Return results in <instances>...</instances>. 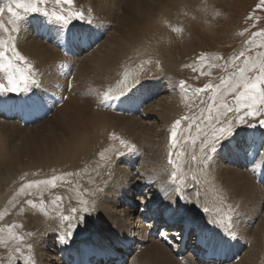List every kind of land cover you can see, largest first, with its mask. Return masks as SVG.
<instances>
[{
	"label": "rangeland",
	"instance_id": "1",
	"mask_svg": "<svg viewBox=\"0 0 264 264\" xmlns=\"http://www.w3.org/2000/svg\"><path fill=\"white\" fill-rule=\"evenodd\" d=\"M90 1L92 2V0H74V5L72 6H58L55 4L54 0H48V2L43 5L49 11L53 9L59 11L61 7L65 9L71 7L85 13L86 18L84 20L74 19L67 25L57 24L41 13H32L23 16L25 20H30L32 23L31 25L34 26L33 34L36 35L37 40L42 43L40 46L41 52L45 53L38 61L40 64L43 62L40 66L39 63L35 61L38 60L35 59V56H27L22 50H18L21 55H26L24 57H27V61L31 63L36 70V83L32 84L26 92H0V143H5L3 146H5V148L8 147V150L19 149L22 147L23 140L25 139L23 137L31 135L34 140L30 142V144H35L34 141L39 139L37 136L46 132V130L54 124L55 120L59 117V110H61L65 103L77 101L83 104L86 102L91 110L102 111L110 115L107 122L116 124L119 133L97 134L92 142H97L95 145L97 146L98 144V146H95V149L92 148L91 150L93 151H89L87 148L83 149L84 157L75 164V171H80L81 168L83 169L86 167L89 160L91 162L95 159L94 162L99 163L100 158L108 155L104 159L105 163L110 162L113 163V165H111V167L108 166V173H105V175H108V177L104 176L106 180L105 184L108 181L109 184L117 180L118 183L114 190L115 192L121 191V193H125L124 195L126 197L124 198L132 200L133 207L130 206V208L134 210V215L138 213L139 204L147 201L146 198H142L141 196V193L144 192V188L140 187L138 182H136V179H140V172H144L146 175H154V178H156L154 183L165 185L169 190L172 189V191L168 193L169 195H166L165 203H169L170 206L176 205L178 209L180 208L181 213H179V215L191 214L192 218H199V220L203 221L212 219L211 222L214 223L216 216L213 210H215L217 206L220 205L219 207H221L223 205L222 202L219 201L215 203L214 195L211 193L214 191L213 183L215 182L216 184L215 177L212 176L208 180L207 178H209V176L207 178L206 176L210 173L213 174L212 171H216L220 164L218 160L213 157L212 152L214 151L209 152L207 148H205L203 152L201 151V143L205 139L204 135L200 134L199 138H197L194 143L191 138L187 140L184 138L186 136L196 137L198 135V129L200 133H210V126L217 122V118L222 122L231 120L233 121L232 133L230 136L219 141L216 145L215 152L223 148L222 145L224 142L227 143L230 140H237L233 144L232 142L229 144H232V147L234 146V148L238 149L241 153L240 159L235 166L239 171H244L245 169L248 171L253 163L259 160L258 158L261 155H264V136L260 137L258 144L256 142L253 143L251 140L248 141V136H246L248 133L250 137L252 135H261L264 133V126H261L259 123L261 119H264V114L258 117H245L246 122L242 124L235 123L237 114L234 111L227 112V109L222 105L220 97L223 95V91L214 93L212 90H205L199 94L195 91L198 88H203L205 84L211 83L213 86L219 85L222 78H229L233 72L243 65L245 58H259L260 54H264V3H262L261 0H93L92 3H90ZM91 4H93V7ZM258 5L259 7H257ZM141 8L142 10H140ZM89 9H91L90 16L88 15ZM132 10H134V12ZM163 11H165V13H162ZM147 14L150 15L148 16ZM160 14L165 17H162L164 22L161 21ZM146 16L148 17L146 18ZM150 17L154 20V22L151 23L152 26L148 24ZM130 21L131 23H129ZM126 27H128L127 30ZM149 27L151 29H149ZM30 29H32V27ZM119 30L122 31L119 32ZM16 35L17 34L13 33L10 37L13 38L16 37ZM10 37L4 36L2 39L7 40L8 43L11 44L12 40L9 39ZM75 44L80 45V47H78L79 49L74 47ZM121 44L122 46L118 47V45L120 46ZM46 46L50 48L48 49ZM116 48L120 52L121 50L126 52L122 51L120 53ZM51 49H53L52 52L54 51L52 54L50 52ZM108 54L112 57L107 56ZM7 55L10 56L11 52H8ZM99 55L102 56L100 57ZM85 56L88 60L90 59V63L86 61L87 59ZM201 57H203V59H201ZM44 58L47 60H44ZM82 60L84 61L82 62ZM98 60L103 61L101 65L97 64ZM17 63L19 62L17 61ZM81 63L83 64L81 65ZM212 65H218V67H212ZM155 66L157 67L155 68ZM97 67H101V70ZM82 68L84 70H82ZM93 68L96 71L92 70ZM78 69L82 74H78L80 73ZM89 69L92 70V73L90 72L91 75ZM193 69H196V71H193ZM201 72L210 73V75H201ZM96 73L98 74L96 75ZM88 74L93 77H90ZM249 75H251V73H249ZM2 78V74H0V81H2ZM92 78H95V80L93 79L94 83H92ZM88 80H90V84ZM121 81H126L127 87H124L120 83ZM181 81L184 82L183 88H181L180 85ZM82 85H84V87ZM109 89L112 90L110 92V98L104 99L102 94L109 91ZM214 96L216 97L215 99H213ZM233 96V93L223 96V102L234 108L235 100ZM165 97H170L171 101L176 105L175 108H173L172 114L167 111V113H169V115H166L167 118L159 120L158 113L152 112V110L157 109V107L160 109V107L157 106L154 108L150 106L152 108L151 116L145 118L143 123L146 122V126L152 127L153 129H148L147 131L151 136H155L153 133L159 129V139H161V141H166L170 136L171 126L174 121L180 119L181 123L177 129V142L175 147L170 143L169 138V140L166 141L168 154H164V144L162 148V158L164 155L167 157L165 158L164 156L163 162H154L151 164L152 161L147 159L149 155L146 156V150L148 149L145 145L146 143L138 141L136 137H133V134L128 135L126 133H120L122 131H120L119 128H123L127 119L129 123L131 119L138 120L139 118H143L144 116L142 115L144 113L142 112H144L146 106L148 107L152 104V106H156V103L161 104ZM164 112H166V110H164ZM115 116L117 117L115 118ZM185 116L189 119H182V117ZM119 117L123 119H119ZM209 117H211V120ZM166 120L168 121L166 122ZM3 124H5V127ZM5 129L6 131H4ZM113 135L119 137V139H113ZM121 136H125L124 140L128 137L127 140L129 144L134 145L133 150L126 155V158L124 156L125 149L127 148L120 144V139H122L120 138ZM8 143L10 145L7 146L6 144ZM18 144H20V146ZM252 146L253 149H251ZM106 149H111L112 151H106ZM99 150H103L104 153L96 157ZM113 151L117 154V158L113 159L111 157L110 153ZM169 151L172 153L173 161L178 164V168L176 169L168 163ZM177 152H181L183 155L177 157ZM193 156L196 157L195 160L192 159ZM107 159L109 160L107 161ZM22 160L21 158L19 161L22 162ZM143 160L144 162H142ZM225 160L226 159L223 158V161ZM19 161L17 162V168L20 166ZM27 164H29V162L26 163V165ZM84 164H86V166ZM99 165L102 164L99 163ZM224 165H227V163ZM259 165H261L260 162ZM156 166H159L158 169ZM108 167L106 166L105 170H107ZM118 167L124 168L121 170ZM69 168L70 167L59 171L63 172ZM56 170L54 169L52 172ZM75 171L71 170L70 175H64V178L56 181V186L51 188L46 184L33 183L38 182V180L43 181L44 178L38 174L39 172H30L31 174L22 173L21 176L12 179L14 181L20 179L17 185H20L19 188H23L21 192L16 189L17 187L14 189L15 192L17 191L16 194L20 193L18 199H16L19 202H10L8 208L2 207V202L4 198H8L9 194L12 192L9 193V191L7 194L5 186H3V190L0 193V229H3V231L0 232V239H2L4 243H0V264H25L26 258L28 259V264L45 263V261L40 262L39 259H37L43 251L36 249L40 247L38 244L40 240L45 237L47 233H50L48 231L53 230L55 226L61 223V219H58L56 214L61 211H66V215L76 216L73 223H76L77 227L71 230L74 234V240L76 241L88 237L91 232L97 234H106L108 232L107 222L99 215L100 208L103 209L105 207H100L99 203H95L94 199L95 197L100 199V197L106 193V190L104 187L102 188V185L97 182V180L94 181V184L98 183L100 187L99 191H102L93 190V184L87 186L89 183L87 182L85 184L80 180V176V179L75 176ZM136 171H138L139 174H135ZM173 171H176L175 180L172 179L171 175ZM109 175L111 176L109 177ZM251 176L255 181H253L255 185L260 187L264 185L263 171H259L256 174L254 172ZM193 177H195V179H193ZM25 182L26 185L32 184V186L24 189L23 183ZM87 188L91 190L85 192ZM178 188L179 192L177 191ZM37 189L40 191L38 192ZM123 189L127 191L122 192ZM62 190L72 196H67L66 199L64 198L63 200L56 201L53 195V198H51V210L44 209L48 211L49 214H54L55 217L48 216L46 218L47 220L44 219L42 223L40 222V224L38 223L39 225H36L35 218L37 213L35 214L33 210L31 211V209L23 205L22 202L25 201L27 197L34 195L36 198L33 200L38 199L39 205L41 201H43V204L40 205L43 207L44 204L48 203H46L45 200L47 199V197L45 198L47 194H50L51 191L55 194H59ZM206 191L208 192V194L206 193L207 196L204 194ZM72 192H74V194L75 192L76 194L78 193V196L74 195ZM126 192L129 193V197H127ZM28 193L30 194L27 195ZM4 195L8 197H4ZM59 195L61 196V194ZM255 195V197H252L251 193H249L248 196H240V199H249L248 204L250 207H252V205L256 207L258 204L263 206L264 199L262 200L259 197H262V195L264 196V190H261ZM136 197H140L141 200L136 202ZM84 200L86 204H82ZM53 201H55L54 204H52ZM237 202L239 203L237 204ZM197 203H200L201 206L199 207ZM73 204L74 206H79L77 207V210H79L76 214L70 211L71 208L74 207ZM162 204H164V202ZM239 204L240 201H234V204H230L232 205L231 208L234 205L233 211H238L240 207ZM56 205L58 206V212L54 210ZM83 206L88 208L87 212L80 211ZM236 206H238V208H236ZM205 208H207L208 211H205ZM28 213L30 214L28 215ZM81 217L83 218L81 219ZM143 221L145 224H149L152 221V215L149 214ZM254 221L255 220H253L249 226H254ZM63 223L67 225L66 221ZM212 223H209L211 224L209 227L216 226ZM12 225H18V227L12 228V231L23 238L21 241L9 237L8 229L9 226ZM45 225L49 226H47L49 230L45 228ZM40 229L44 230V233ZM159 229L160 226H158L157 232H155L156 235L159 233ZM28 233H31V235H28ZM62 233H65V231ZM152 234L153 233H151V236L155 238L156 236L154 237ZM58 235L59 233H57L56 236ZM189 235L192 236L190 230ZM234 237L233 241H235L236 244L234 249L230 246L226 248L227 252L231 254L232 259L227 262L225 261L226 259L224 261L228 264H238V262L240 264L243 261L244 264H249L250 261L247 258L244 260L245 252L249 253L246 248L247 246L240 242L238 236L235 235ZM68 241L69 238L66 237V242ZM56 242H59L57 243L58 245L65 243L60 241V237L57 239L53 238V243L55 244ZM28 244L32 245L30 250L27 248ZM51 245L53 246V244ZM17 247L21 248L20 253L15 251ZM26 251L28 252L26 253ZM252 255L250 258L256 259L255 255ZM43 258L46 257L44 256ZM241 259L243 261H241ZM144 262L150 264L148 261L139 262L137 264H145ZM129 263L130 262H123V264ZM85 264L94 263L87 261ZM184 264L189 263L185 262Z\"/></svg>",
	"mask_w": 264,
	"mask_h": 264
},
{
	"label": "bare ground",
	"instance_id": "2",
	"mask_svg": "<svg viewBox=\"0 0 264 264\" xmlns=\"http://www.w3.org/2000/svg\"><path fill=\"white\" fill-rule=\"evenodd\" d=\"M92 2H93V0H92ZM92 2L90 1V3H92ZM8 3H9V0H0V9H4V11H0V13H1L0 22H2L4 25V28L7 29V31H5L4 29H0V38H2L4 36L10 37L13 33L17 34L16 37H13L17 50H22V52L24 54L25 53L27 54V56H29V55L35 56L36 58L35 57L34 58L38 59L35 61L38 62L40 57L41 56L43 57L45 52H43V53L41 52L40 46L42 45V43H40L36 38L37 36L33 34V27L34 26L31 25L32 23L30 20H28V19L25 20L23 17L19 20H16L15 22H11V14L8 13L6 10ZM91 6L93 7V4H91ZM13 7H14V5H13ZM151 8H152V6H151ZM140 10H142V8ZM132 11L134 12V10H132ZM148 12H151V11H148ZM143 13H144V11H143ZM162 13H165V11H163ZM168 14H170V13H168ZM126 16H129V15L127 14ZM136 16H137V13H136ZM148 16H146V18ZM160 17H161V21L164 22V20H162V17L163 18H165V17L162 15ZM127 19H129V18H127ZM152 19L150 17V21H149L150 23L148 22L149 26H152L151 23L154 22V20H152ZM144 20H147V19H144ZM148 20H149V18H148ZM158 21H160V20H158ZM118 22H119V20H118ZM129 23H131V21ZM159 23H162V22H159ZM122 24H124V23H122ZM137 24H138V21H137ZM127 25H128V23H127ZM31 27H32V29H30ZM147 27H148V25H147ZM14 28L16 29L15 31L13 30ZM127 28L128 27H126V30H127ZM149 29H151V28L149 27ZM114 31H116V30H114ZM120 31H122V30H119V32ZM146 33H147V31H146ZM132 34H134V33H132ZM26 35H27V37H26ZM121 39H123V38H121ZM114 41H115V39H114ZM128 41H130V40H128ZM130 44H131V42H130ZM114 45H116V44H114ZM133 45H135V44H133ZM121 46H122V44L120 46L118 45V47H121ZM46 47H48V46H46ZM74 47L78 48V47H80V45L75 44ZM49 48L50 47H48V49ZM52 50L53 49L50 50L51 54L54 52V51L52 52ZM42 51H43V49H42ZM117 51H119V50L117 49ZM122 51L123 50H121V52ZM46 52H49V51H46ZM123 52H126V51H123ZM114 53H115V51H114ZM109 54L107 56H109ZM103 55H105V54H103ZM24 56H26V55H24ZM51 56H53V55H51ZM51 56H49V57H51ZM94 56H96V55H94ZM120 56H121V54H120ZM109 57H112V56H109ZM34 58H33V61H34ZM45 58H44V60H47ZM85 58H86V56H85ZM93 60H95V59H93ZM83 61L84 60H82V62ZM86 61H88L89 63L91 62L90 59L89 60L87 59ZM171 61H173V60H171ZM37 62H36V64H37ZM102 62L103 61L98 60L97 64L101 65ZM38 63L40 66L43 64V62H41L42 64H40V62H38ZM82 64L83 63H81V65ZM84 64H85V62H84ZM83 67H85V66H83ZM90 67H91V65H90ZM156 67L157 66H155V68ZM99 68L101 70V67H99ZM82 70H84V69L82 68ZM92 70H94V68ZM92 70L89 69V73ZM87 71H88V69H87ZM94 71H96V70H94ZM79 72H80V70H79ZM91 73H90V75H91ZM78 74H82V73L80 72ZM78 74H77V76H78ZM97 74L98 73H96V75ZM90 77H93V76H90ZM93 79L95 80V78H92V83H94ZM88 82L90 84V80H88ZM82 86L84 87V85H82ZM169 99H170V97L169 98L165 97L164 101H162L161 104L156 103L155 104L156 106H152L153 104L149 105L148 107L146 106V108L144 109V112H142V113H144L142 115V116H144L143 118H139L138 120L131 119L129 123H128V119H127L126 124L123 125V128H119L120 131H122L120 133H126L128 135L133 134V137L134 138L136 137V139L138 141L146 143L145 145H146V147H148V149L146 150L147 151L146 156L149 155V158H147V157L146 158L148 160L152 161L151 164L154 162H158V163H160L161 161L163 162V158L165 156L164 155L162 158L163 144H164V154L165 153L168 154V151L166 149L167 148L166 147V141L169 140L170 136L168 139L166 137V139H167L166 141H161V139H159V137H160V133L158 131L159 129L156 130L155 133H153V135H155V136H151L147 130L148 129L152 130L153 128L146 126L147 123L146 122L143 123V122H144L145 118H148L149 116H151V110H152L151 107H154V108L157 106L160 107V109L157 107V109L152 110V112L158 113L159 120L160 119L163 120L164 118H167L166 115L167 114L169 115V113H167V111L172 114L173 108H175L176 105H174L175 103H173V101H171V99L169 101ZM174 102H175V100H174ZM158 110H160V111H158ZM164 110H166V112H164ZM59 111H60L59 117L55 120L54 124L52 126H50L51 128L49 127L46 130V132H43L37 136V138H39V139L38 140L36 139V141H34L35 144H30V142H32L34 140L33 136H31V135L23 137L25 139L23 140L22 147L19 149L8 150L9 149L8 147L5 148V146H3V144H5V143H3V144L0 143V193L3 190L2 189L3 186H5V190H6L7 194L9 191H10L9 193L12 192L11 194H9V197L4 195V197H8V198H4V200L2 199L3 200L2 207L4 206V208H8L10 206V202H12V203L19 202L16 199H18L20 193L16 194L17 191L15 192L14 189L17 187L16 189H18L21 192L22 188H19L20 185H17V184H19L20 179H17L14 181V180H12L13 178H17L18 176H21L22 173L23 174H29L30 172H33V173L39 172L38 174L44 178V179L42 178L43 181L48 180L53 176L61 177V179H58V180H62L64 178V175H70L71 170L72 171L76 170L75 164L81 158L84 157V151H83L84 148H87V150H89V151L92 148L95 149V146H96L95 144L97 142H92V140L96 137L97 134H107V133L116 134V133H119L117 131L118 126L116 124H110L107 122V119H108V117H110V115H108L102 111L91 110V108L88 107L86 102L82 104L81 102L70 101L68 103H65L64 106H62L61 110H59ZM153 115H154V113H153ZM116 117L117 116H115V118ZM125 118H127V117H125ZM119 119H123V118L119 117ZM167 121L168 120H166V122ZM111 122H112V120H111ZM150 122H152V121H150ZM4 125L5 124H3V126ZM2 129H3V127H2ZM6 129L4 131H6ZM263 132H264V130H263ZM125 136H121L120 138H122L124 140ZM246 136H248L247 137L248 141L251 140V141H253V143L256 142L258 144L260 137L264 136V133L261 135L260 134L252 135L251 137L249 136V133H248ZM127 139H128V137H127ZM236 141L237 140H230L227 143L224 142V144L222 145L223 148L218 149V151L216 150V152L215 151L212 152L213 157L218 160L220 166L218 167V169L216 171L215 170L212 171L213 174H211V173L209 175L206 174L207 175L206 178L209 176V178H207L208 180L212 176L215 177L216 184H215V182L213 183L214 184V191H212L211 193L214 195L215 203L219 201V202H222V205H223V206L219 207L220 205L217 204L219 206H217L215 208V210H213V213L216 216L214 223L211 222L212 219H209V220L205 219L206 221H203V220H199V218L198 219L192 218L191 214L179 215V213H181L180 208L178 209V207H176V205L170 206L169 203L168 204L165 203V198L167 197L166 195L170 191H172V189L169 190L165 185H160L159 183L158 184L154 183V181H156V178H154V175L153 174L146 175L144 172H140V175H139L140 179H136V182H138L140 187L144 188V192L141 193L142 194L141 196H142V198H146L147 201H144L143 203L139 204L138 213H136L134 215V210L132 208H130V206L133 207L132 200H128L127 198H124V197H126L124 195L125 193H121V191L115 192V190H114L117 186L116 184L118 183L117 180H116V182H112L109 184H108V182H109L108 181L105 184L106 180H105L104 176L108 177V175H105V173L106 172L108 173L109 167H111V165H113V163H110V162L105 163L104 159H105V157L108 156V155H106L103 158L99 159V163L105 167L109 166L107 168V170H105L106 168L103 167L102 165H99V163H95L94 162L95 159H93V161L90 162V160H89V162H87V166H86V164H84L86 167L83 166L84 167L83 169L81 168L80 171H75L76 172L75 176H77L79 179L81 177L80 180H82L85 184L88 182L89 184H87V186L90 184H93V187L91 186L92 189L99 191L100 187L98 186V183L94 184V181L97 180V182H99L102 185V188L104 187V189L106 190V193L104 195H102L100 197V199L99 198L97 199L96 197L94 199H95V203H99L100 207L101 206L105 207L103 209L100 208L99 215L103 218V220H105L107 222L108 232L106 234L105 233L97 234V233L91 232L88 237L79 239L77 241L74 240V234L72 233L71 237H68L69 238L68 242H65V243L58 245L57 243H59V242H56L55 244L53 243V238L54 239L59 238L63 231H65V233H67V231H69V229L67 228V225H65V223L61 222V223H59L61 225L58 224L57 226H55L56 228L54 227V229L51 231H48L49 230V228H47L48 225L47 226L45 225L46 226L45 228H47L48 229L47 231L50 233H47L46 229H45V232L47 234L45 233L46 236L43 237L40 240V242L38 243L40 245L39 249H36V250L43 251V253H40L38 258L37 257L36 258L39 259L40 262L45 261V263H43V264H85L87 261L90 263H94V264H101L100 258H107L108 260H110V258H112V257L113 258L116 257L117 258L116 262H118V263H119V261L123 260L125 263L130 262L129 264H133V263L137 264L139 262L142 263L143 261H146V262L148 261L150 264L151 263H153V264H184L185 262H187L189 264H228L226 262L231 260L232 257H231V254L229 252H227L226 248L230 246V247H232V249H234V246L236 244H235V241H233V238H235L234 236L236 235V236H238V239L240 240V242L244 243L245 246H247L246 248L249 252V253L245 252L246 257L244 256V260H245V258H247L251 262V264H264V200H263L264 196L262 195V197H259L263 200V206L258 204L259 206L257 205L256 206L257 208L253 205H252V207H250V205L248 204L249 199H246V198L240 199V196H242V195L248 196L249 193H251L252 197H255L256 193L260 192L261 190L262 191L264 190V185H261V187L255 185V183H253L254 180L252 179V176H251L254 172H255V174L258 173L259 171H263V173H264V168H262V167H264V155H261L258 158L259 160H256L248 171H246V169L244 171H239V169H236L235 166L237 165V163L240 159L241 153L238 149H235L234 146L232 147V144ZM230 142H232L231 145L229 144ZM6 145L8 146L10 144L8 143ZM18 145L20 146V144H18ZM97 146H98V144H97ZM253 146L251 147V149H253ZM96 150H98V149H96ZM107 150L108 149H106V151ZM109 150L112 151L111 149H109ZM91 151H93V150H91ZM129 152H130L129 150L125 149V156L124 155H122V156H124L126 158V155ZM102 153H104V151L99 150V153H98V155L96 154L97 155L96 157H98L99 154H102ZM110 155L113 159L117 158L116 157L117 154H115L114 151L111 152ZM207 156H209V155H207ZM166 157L167 156H165V158ZM21 158L23 159L22 162L24 161L23 163L19 161ZM24 158L26 159V161ZM223 158H225L226 160L223 161ZM90 159H92V158H90ZM206 159H208V158H206ZM108 160L109 159H107V161ZM144 160H145V158H144ZM144 160L142 162H144ZM18 161L20 162L19 168H17V164H18L17 162ZM96 161H97V159H96ZM28 162H29V164L26 165V163H28ZM259 162L263 166L259 165ZM84 163H86V162H84ZM225 163H227V165H224ZM207 165H209V164H207ZM68 167H70V168L66 171H63V172L59 171V170H65ZM158 167H157V169H158ZM118 168L122 170L124 167H118ZM54 169L55 170L57 169V170L55 172H52ZM135 174H139L138 171H136ZM110 176L111 175H109V177ZM58 180H56V181H58ZM73 181H74V179H73ZM76 182H77V180H76ZM24 185H26V182L23 183V186ZM49 186H50V188L52 187L51 185H49ZM96 187H97V189H96ZM24 189H26V188H24ZM90 190H91L90 188H87L85 190V192H87V191L89 192ZM37 191L39 192L40 190L37 189ZM101 191H99V192H101ZM125 191H127V190L123 189L122 192H125ZM207 191H208V189H207ZM207 191L204 192V194L206 196L208 194ZM51 192H50V194L46 193L47 195L45 196V198L47 197V199H45V200H46V203L47 202L48 203L44 204L43 207L40 206L42 204L39 205L38 199L33 200L34 198H36V196H34V195L27 197V199H25V201L22 202L23 205H25L26 207L31 209V211L33 210L35 212V214L37 213L36 218H35V224L36 225L38 223L40 224V222L42 223V221L44 219H46L48 216H51V217L54 216V214L51 215V214H49L48 211H46L44 209V208H46L49 211L51 210V207H50L51 206V198L54 197L56 199V197L59 196L62 198L60 200H63L64 198L66 199L67 196H69V197L72 196V195H69L68 193H66V191L64 192L63 190L60 191V193H59V194H61V196L59 194H55L54 192H52V193ZM72 193L74 194V192H72ZM29 194L30 193H28L27 195H29ZM38 195H40V194H38ZM74 195L78 196V193L76 194V192H75ZM126 195H127V197H129V193L126 192ZM22 196H23V194H22ZM37 198H39V197H37ZM41 198H42V196H41ZM167 199H169V198H167ZM140 200H141L140 197L139 198L136 197V199H135L136 202H139ZM28 201H31L32 203H28ZM124 201H127V202H124ZM234 201H240V204H239L240 207H239L238 211L237 210L233 211L234 205L231 208L232 205H230V204H232V203L234 204ZM163 202H164V204H162ZM238 203L239 202H237V204ZM52 204H54V203H52ZM197 204L199 207L201 206L200 203H197ZM75 205H77V204H75ZM17 206H18V204H17ZM73 206H74V204H73ZM203 206H205V205H203ZM77 207H79V206L77 205V206H74L72 208L77 209ZM87 207H88V205H87ZM236 208H238V206H236ZM54 210H56V212H58L57 211L58 210L57 205L55 206ZM68 211H69V209H68ZM235 211H237V212H235ZM65 212L61 211V212L56 213L57 218L59 219L61 214L66 215ZM45 213H47V214H45ZM29 214L30 213H28V215ZM149 214L152 215V221L149 224H145L143 220ZM20 215H22V214H20ZM9 219H10V216H9ZM9 219H8V221H9ZM253 220H255L254 221L255 225L254 226L250 225L251 226L250 227L249 224L252 223ZM56 223H54V224H56ZM209 223L215 224L216 226L209 227V226H211V224H209ZM161 224L164 226V228L163 229L160 228L159 233L156 235L155 238H153L151 236V233L157 232L158 226H160ZM189 230L192 233V236H191L192 243H191L190 248H189V254H185L180 259V258L176 257V252L181 245V244H179V242H182L185 234L189 233ZM41 231L44 233V230H41ZM43 233H41V234H43ZM57 233H59L58 236H56ZM179 238H181V239H179ZM147 243H148V246H147ZM51 244H53V246ZM145 244L147 247L145 246ZM48 246H51V247H48ZM202 246H204V248ZM36 248H37V246H36ZM44 251H45V253H44ZM27 252L28 251H26V253ZM200 254H202V258H203L202 260H205V255H208V256H210V260L212 262L209 261V262L204 263V262L200 261L199 260V258H201L199 256ZM252 254L255 255L256 259L250 258V256ZM44 256L46 258H43ZM240 257H241V255H240ZM241 261H243V260L241 259ZM243 262H241V263L244 264ZM250 262H249V264H250ZM238 264H239V262H238Z\"/></svg>",
	"mask_w": 264,
	"mask_h": 264
},
{
	"label": "snow or ice",
	"instance_id": "3",
	"mask_svg": "<svg viewBox=\"0 0 264 264\" xmlns=\"http://www.w3.org/2000/svg\"><path fill=\"white\" fill-rule=\"evenodd\" d=\"M48 0H9L7 6V12L11 14V22H15L16 20L21 19L25 15H29L32 13H41L46 16L48 19L53 20L57 24L67 25L74 19L84 20L86 18L85 13L83 11H77L74 8L65 9L63 7L60 8L59 11L53 9L49 11L45 5ZM55 4L60 5H74V0H54ZM264 3V0H261ZM14 5V7H13ZM259 7V5L257 6ZM22 10V11H18ZM0 11H4V9H0ZM88 15H91V9L88 10ZM0 29H4V25L0 22ZM16 30L15 28L13 29ZM12 40V43L9 44L7 40L0 38V74H2V81H0V92L8 93V92H26L29 90V87L32 84L36 83V70L33 68L32 64L29 63L23 55L19 53L16 49L14 38H9ZM8 52H11V55H7ZM203 59V57H201ZM17 61L19 63H17ZM212 67H218V65H212ZM196 71V69H193ZM251 73V75H249ZM201 75H210V73L201 72ZM124 87H127L126 81L120 82ZM181 88L184 87V82H180ZM205 90H212L214 93H219L223 91V95L220 97L223 107L227 109V112H235L237 115L235 117V123H245V117H258L261 114H264V54H260L259 58H245L244 63L241 67H239L235 72L231 74L229 78H222L219 85L213 86L211 83L205 84L203 88L196 89V93L199 94L204 92ZM112 90L106 91L102 94L104 99L110 98V92ZM229 93H233V99L235 100V107H230L227 103L223 102V96L228 95ZM216 97L214 96L213 99ZM182 119H189L187 116L182 117ZM211 120V117H209ZM181 123L180 119L174 121L171 126L170 133V143L175 147L177 142V129ZM261 126H264V119L259 121ZM232 125L233 121H220L217 118V122L210 126V133L203 132L200 133L198 129V135L196 137H185L187 140L189 138L192 139L193 143L199 135H204L205 139L201 143V151L203 152L205 148L208 149L209 152L215 151L216 145L219 143L221 139H224L231 135L232 133ZM191 127V126H190ZM113 139H119L113 135ZM120 144L126 147L129 151L133 150L134 145L129 144L127 140L120 139ZM119 154V153H118ZM103 155V154H101ZM183 153L177 152V157L182 156ZM193 160L196 159L195 156L192 157ZM168 163L173 166L174 169L178 168V164L173 161L172 153L169 151V159ZM172 179H176V171L172 172ZM61 179V177L53 176L45 181L33 182L37 184H46L55 187V181ZM195 179V177H193ZM32 184L24 185V188L31 187ZM23 191V188L21 189ZM179 192V188L177 189ZM62 199L57 196L56 201ZM28 203H32L28 201ZM55 203V201H53ZM43 204V201H41ZM82 204H86V201H82ZM208 211L207 208L204 209ZM73 214L77 213L76 208H72L70 210ZM80 211L87 212L88 208L83 207ZM47 214V213H45ZM61 222H67V228L69 231L67 233H62L60 236L61 242H66V237H71L72 229L77 227L76 223L73 221L76 219L75 215H60ZM82 219V217H81ZM18 227V225L9 226V237L15 239L17 241H21L23 238L12 231V228ZM3 229H0L2 232ZM31 235V233H28ZM0 243H4L2 239H0ZM27 248L30 250L32 248L31 244L27 245ZM17 253L21 252V248L17 247L15 249ZM25 264H28V259H25Z\"/></svg>",
	"mask_w": 264,
	"mask_h": 264
}]
</instances>
